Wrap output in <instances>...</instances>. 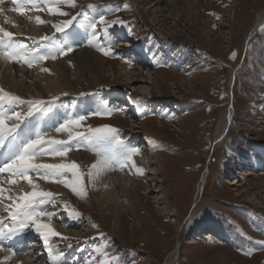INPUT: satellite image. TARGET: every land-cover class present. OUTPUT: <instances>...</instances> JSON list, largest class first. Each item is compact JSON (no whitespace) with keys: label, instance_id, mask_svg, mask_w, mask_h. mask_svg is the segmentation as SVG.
Instances as JSON below:
<instances>
[{"label":"rangeland","instance_id":"374dc122","mask_svg":"<svg viewBox=\"0 0 264 264\" xmlns=\"http://www.w3.org/2000/svg\"><path fill=\"white\" fill-rule=\"evenodd\" d=\"M1 2L0 27L14 33L12 46L22 43L26 48L9 59L8 42L0 44V64L11 68L9 73L12 67L24 72L35 71L44 67L43 62L49 66L47 70L57 71L56 62L65 47L60 43V33L51 29L56 23L52 14H39L31 5H25L28 10L20 14L13 10L18 6L15 1ZM102 5L107 11L95 16L93 23L100 42L105 39V44L100 43L105 50L109 41L114 42L105 55L106 62L99 76L101 85L94 87L93 80L78 76L72 64L68 66L65 81L36 71L28 84L26 99L21 100L44 101L45 105L21 124L19 138L26 133L34 136L40 131L46 138L59 139L56 135L60 133L57 134L55 128L78 116L86 119L74 131L87 132L110 126L117 130L124 146L128 143L127 149L138 150L132 161H137L144 171V190L134 194L121 183V187L113 190L115 199L122 194L126 197L120 202L121 214L115 216L112 211L99 208L92 193L98 196L101 191L96 190L88 172L100 159L97 151L111 147L98 148L87 142L71 141L72 149L67 155L79 154L78 161H74L81 174L78 187L82 186L86 195H78L69 187L64 194L46 188L55 195L41 210L53 216L41 220L60 233L49 240L53 255L61 252L62 258L61 255L58 258L62 260L68 254L72 261L76 254L80 264H88V260L89 264H164L178 245L173 264H264V22L249 45L245 48L242 45L245 34L255 26L258 13L264 9V0H186L185 5L172 0H75L72 9L74 16L81 19L82 15L90 16L91 11ZM35 13L46 23L38 26ZM13 16L23 18L31 31L10 25ZM101 17L123 23L108 26L100 23ZM38 27H45L46 34H41ZM44 36L51 39L43 41ZM127 43L131 49L125 45ZM33 49L35 56L49 58L34 60V56L29 57ZM21 53L25 54L23 61H19ZM133 55L143 64L135 66L127 62ZM53 56L56 58H51ZM25 58L32 60L31 67L25 63ZM10 62L14 64L11 66ZM232 71L234 77L229 86ZM10 76L11 81H20L12 72ZM36 83L42 91L51 86L48 97L46 95L50 99L35 96L32 87ZM66 87L73 92L62 90ZM4 92L19 97L16 92ZM94 99L98 107L91 111L101 115H80L83 104ZM108 99L122 102L130 111L125 113L126 107L122 111L109 104ZM70 102V106L58 105ZM230 106L233 112L228 135L215 149L212 141L217 119ZM58 107L70 117L64 116L61 120ZM0 110L8 114L25 113L28 104L4 101ZM65 134V138L60 139L67 140L68 134ZM138 141L142 149L137 148ZM114 149L123 157L124 147L115 145ZM64 158L43 155L37 157L36 162H73ZM119 164L114 168L119 166L121 170L123 167ZM245 170L251 174L242 177ZM205 173L208 176L198 196ZM29 175L33 182L35 179L48 182L34 173ZM65 178L70 182L74 180L71 172L65 173ZM5 179H8L7 174H3L0 182ZM0 186L5 189L4 196L13 199L33 190L20 178L15 183L4 182ZM10 203L8 199L0 200V218H9L5 206ZM35 232L29 228L16 236L29 243L17 239L15 245L22 242L31 247L35 244L27 249L30 254L13 247L15 255L10 257L5 248L0 252H5L2 256L6 259L0 264H53L43 240ZM206 232L219 241L193 240ZM68 248L72 249L68 251Z\"/></svg>","mask_w":264,"mask_h":264},{"label":"snow or ice","instance_id":"6c2138e0","mask_svg":"<svg viewBox=\"0 0 264 264\" xmlns=\"http://www.w3.org/2000/svg\"><path fill=\"white\" fill-rule=\"evenodd\" d=\"M44 2L48 4L47 11L52 15L68 16V13L64 12L60 7V5L65 2L75 7V0H44ZM15 3L19 6L13 10L20 14H24V12L28 10L25 5H31L32 8L37 11L44 10L39 6L40 0H15ZM2 13L3 9H0V14ZM75 20L76 17L73 16L70 19H65L60 23L53 24L52 27L57 33L64 34L66 30L73 25ZM35 21L38 24L46 23L40 16H36ZM100 23L112 26L117 23L122 24L123 22L119 20L109 22L101 17ZM89 27L91 28L90 43L96 41L99 45L100 40L97 34L96 24L91 23ZM104 34L107 37L106 29L104 30ZM13 37L14 33L0 27V44L8 42V46L11 49L7 54L9 59L13 58V54L19 53L26 48V45L22 43L12 46L11 42L13 41ZM41 39L43 41H48L51 38L44 36ZM113 42L114 41H109L107 50H105V47H99V50L102 51L104 55H108L110 52V43ZM73 50L71 46H67L60 50V55H67ZM233 56H235V53H233ZM48 58L49 57L46 55H37L33 57V59L37 61L46 60ZM51 58L55 59L56 57L53 56ZM25 63H27L29 67L32 66V60L25 58ZM4 101H7L9 104L16 102L27 103L28 111L25 113L12 111L11 114H8V112L0 110V148L7 147L8 149V154L5 156L3 163L0 164V179L3 178V174H7L10 184L15 183L17 178L24 179L32 186L33 190L13 199L10 196L5 197V189L0 186V200L8 199L11 201L10 204L5 206V211L12 222L11 225L0 222V251L5 247L3 243L5 240H13L19 233L32 228L43 240L45 249L53 259V264H58L57 258L61 254L56 253L53 255V247L50 246L49 240L51 237L60 236V233L55 231L50 224L43 223L41 220L42 217H48L50 219L53 216L52 213L41 210V206L50 203L55 194L50 191L39 190V186L33 182L29 173H34L44 180L62 183L64 186L71 188L72 191L78 195H86V192L82 186L78 187L81 183V174L77 171L79 166L75 162L70 164L37 163V157L43 155L64 157L72 149L71 141H76L78 144L80 142H87V144L95 145L98 148H104V146L111 145L113 142L117 146L124 147L125 151L122 154L123 159H120L119 156L112 153L111 149H107V151H97V156L100 157V159L91 165L88 172L90 180H94L114 161L121 163L122 167H126L128 162H132L133 166H135L134 161H132V156L137 154L138 150L127 149L126 146H124V142L118 138L117 130L107 125L96 129H89L87 132L74 131L81 127L82 121L86 119L85 116L67 119L55 128L57 133L66 132L68 134L67 140L46 138V134L40 131H37L34 136L19 138L18 129H20L21 124L35 113L40 112L44 108L45 102L39 100L25 102L22 101L20 97L12 96L4 92L3 89H0V106H2ZM94 115H101V113L97 112L94 113ZM10 120H14L16 123L9 124L8 121ZM136 171L143 175L142 169L137 167ZM67 172L72 173L74 176L73 181L70 182L65 178V173ZM72 215L73 214L70 213V218ZM10 251L15 255V251L12 250L11 247Z\"/></svg>","mask_w":264,"mask_h":264},{"label":"bare ground","instance_id":"6f19581e","mask_svg":"<svg viewBox=\"0 0 264 264\" xmlns=\"http://www.w3.org/2000/svg\"><path fill=\"white\" fill-rule=\"evenodd\" d=\"M151 1H153V0H151ZM172 1H175V2L177 1L178 4H182V5H185L186 4V0H172ZM1 3L5 4L6 3V0H2ZM155 4H157V3L155 2ZM39 6L44 9L43 11H39V14L49 13L47 11L48 4H46L44 2V0H40ZM60 7H61V9L64 12H67L68 13V16L52 15L51 17H53L54 22H56L55 24L60 23V22H62L65 19H70L71 17L74 16V12H73L72 6H70L67 2H65L64 4H61ZM107 9H108V7H107ZM105 11H107V10L102 5L101 7L96 8L93 12L91 11L90 12L91 13L90 16L84 14V15H82V18L81 19L76 18V20L73 22V25L69 29L66 30V33H64V34L60 33V37L62 38V40H61L60 43L62 44V46H64L65 48L67 46H71L74 50L71 53H68L67 55H61L62 56L61 59L56 62L59 65L58 66V70L55 71L54 73L52 72V70H50V71L49 70H45V69H47L49 67L45 62H43V66L44 67L39 68V69H36L35 71H31V72H24L23 69H19L18 70V68L12 67V71H11L12 74H15V76L17 78H19L20 81H16V79H14L15 81H11V79H12V77L10 76V73L11 72L10 73L8 72V70H11V68L8 69L6 67H3L0 64V89L6 90V91L16 92L17 93L16 95H19V97L24 100V99H26L25 94L27 93V90H28L27 89L28 84H29L30 80H32V75L36 71H38V72H40V71L41 72H44L43 74H45V75H47V74L48 75H50V74L56 75L58 80L65 81L66 79H68L67 78V75H68V66H69V64H72V67H73L72 70H74V72L76 74H78V76L83 77V78H86L87 80H93L92 84H93L94 87H98L99 85H101V82L99 80V76L101 74V71L103 69V66H104V63L106 62V60H105L104 53L99 50V47H102L101 44H105V39H104L103 43L100 42L101 44H99V45L97 44L96 41H92L90 43L91 28L89 27V25L91 23H93V19L95 18V16H97L100 13L102 14ZM5 13H6V11H5ZM7 14L8 13H6V16H7ZM34 15L36 16V13ZM8 17H11V14L8 15ZM26 18H29V17H26ZM7 19H9V18H7ZM7 21H10V20H7ZM263 22H264V9L261 12L258 13L256 22H255L256 23L255 26H253L252 28H250V30H248V32L245 34L244 39L242 41V45H243L244 48L247 47L249 45V43L252 41V39L254 38V35H255L256 31L258 30L259 25H261ZM10 25L19 26L22 29L27 28V30L31 31L29 29V27L27 26V22H25V20H23V18H19V17L13 16V18L11 19V24ZM38 26H39V24H38ZM38 28H40V29H38V31L41 34H46L47 31H46L45 27H38ZM10 29H11V27H10ZM51 29L52 30H55L53 27ZM13 32H15V31H13ZM125 45L126 46L127 45L129 46V43H127ZM128 48H130V47H128ZM131 48H132V46H131ZM127 60H128L127 62L131 63L132 65H135L136 64L135 66H137L138 64L140 65L141 63L143 64V62L139 59V57L137 55H133L132 57H128ZM148 62H149V65L153 64V61H151V59L148 60ZM13 64L14 63L11 64V62H10V65L11 66ZM152 67L153 66H151L150 68H152ZM233 73H234V71H232V73H230L229 86H231L232 85V82H233V77H234V74ZM45 79L50 80L49 78H44V80ZM131 82H133V81H131ZM50 87L51 86H48L47 87V91L50 89ZM32 88H33L32 89L33 93L35 94V96H38V98L40 97V99H42V100H45V99L48 100V99H50V96H49V98H47L48 97L47 94H49V92L42 91V89L39 86V84H37V83L34 84ZM62 90H64V91H66V90L69 91L70 90L71 92H73L72 89H68L67 87L65 89H62ZM46 95H47V97H46ZM52 97H55V96H52ZM78 101L79 100L73 101V102L77 103ZM97 103L98 102L95 99L91 103H89V102L84 103L83 106H82V109H81V110H83V109L84 110H83V112L80 115H86V114L91 113L93 111V110L91 111V108H94V107L97 108L98 107V104ZM108 103L109 104H112L113 106H116V108L123 109L124 107H126V106L123 105L122 102L119 103V101H118L117 103H115L113 99H108ZM71 104H72V102L67 103V104H65V103H59L58 105H61V106H70ZM230 108H231V106H230ZM230 108L228 107L223 113H221V115L217 119V123H216L215 128H214L215 130H214V134H213V141H212V146H214L215 149L218 148L225 141V139H226V137L228 135V126H230L231 118H232V113H231V109ZM125 111H126L125 113H127L129 111L128 107H126ZM58 112H59L58 114L61 116V120H63L64 116H69V115H66V114H63L62 113V108L61 107H58ZM232 112H233V110H232ZM26 132L29 133L30 132V129H28V131L26 130ZM65 135H66L65 132H61L60 134H58L56 136H59L58 138L60 139V138H63ZM23 137H27V133ZM131 137H133V135ZM55 139H56V137H55ZM127 140H128V138H127ZM135 143H134V145H135ZM136 144L138 145V147H137L138 149H142L141 148V145H140V141H138ZM129 147H131V145H129ZM111 152L114 153L112 151V149H111ZM1 153H2V151H0V154ZM115 154L117 156H119L120 159H123V157H121L117 153H115ZM142 157H143V155H142ZM4 158H5V154L2 153L1 156H0V159H1L0 162H2ZM78 158H79V154L78 153H75V154L66 155L64 159H65V161L68 160V161H73L74 162V161H78ZM54 161H56V160H54ZM47 162H49V161L47 160ZM50 162H52V161H50ZM139 162H140V160H139ZM118 163L119 162L114 161L110 166H108L107 168H105L103 170V172L97 178H95L93 180L94 187L96 188V190L101 191V192L99 193L100 195H98V196H95V193H92V196H93V199H94L96 205L99 208H101L102 210L112 211L115 216H117L119 213L121 214V212H122V205L120 204L121 200H123V199L126 200V197L123 194L121 195V197H119V199H118V196L115 199L114 196H116V195L113 196V194H114L113 193V190L115 189V187H117V186L121 187V183H122L123 186H125L124 189H127L129 191H132V192H134V194H137L140 191H143L144 190L143 178H142L143 175H144V171H143V175L137 173L136 168L137 167L138 168L141 167V166H139V164H137V161H136V163L134 161L135 166H133L132 162H128L127 163V166L121 168V170L118 168L119 166L116 167L117 169L114 168ZM119 165H121V164H119ZM123 174H126V175L124 176ZM250 174L251 173H250L249 170H245L242 173V177L243 176H249ZM207 176H208V174L205 173L204 176H203V178H202V180H201V183L199 184V193H198V196L200 195V192L202 191V188H203L202 186L204 184L205 179H207ZM34 183L37 184L39 186V188H41V190L43 189V191H46V188H47L50 191H53L54 190V193H58V194H64V193H66L65 188H67V187L64 186V184H62V183L55 182L54 184H51V181L43 182V181H37L36 179H35V182ZM118 200H120V201L118 202ZM114 201H115V203H114ZM115 218H117V217H115ZM44 223H45V221H44ZM114 225H116V224L114 223ZM34 231L35 230L33 229V232ZM17 239H18V242L21 241V240H24V238H21V240H19L18 237H15V239H13V240H5L3 243L6 246L15 245ZM28 239H30V238H28ZM193 240H196V241L213 240V242H214V241H217V240L219 241V238L218 237H215L214 235L209 234V232L208 233L206 232V233H202V234L197 235V237H195V239H193ZM23 245H25V244H23ZM34 246H35V244L32 245L31 247H28L27 249H29V248L32 249V247H34ZM177 247L179 248V246L177 245L173 249L174 251L172 250L173 252H171L170 255L166 258V261H165L164 264H173L176 261V257H177V254H178L177 253V251H178V248ZM7 249H9V248H7ZM27 249H26V251H27ZM71 249H69L68 251H70ZM9 251H10V249H9ZM4 253L3 252H0V262L4 261L6 259L5 257L2 256V255H5ZM59 254H61V252ZM66 255L67 256L64 257L65 259L63 258L64 261H63V259L62 260L60 259V258H62L63 255H61V256L59 255L60 258H58V264H61L63 262H67V264H68V262H73L75 260L77 262H79L78 255L75 254V256L72 259V261L69 260V258L71 257V255H68V254H66ZM10 257H13V256L10 255ZM87 262L89 264V260ZM79 264H80V262H79ZM90 264H92V263H90Z\"/></svg>","mask_w":264,"mask_h":264},{"label":"water","instance_id":"95a60500","mask_svg":"<svg viewBox=\"0 0 264 264\" xmlns=\"http://www.w3.org/2000/svg\"><path fill=\"white\" fill-rule=\"evenodd\" d=\"M244 53V52H243ZM231 113H232V107H231ZM231 118V117H230ZM228 129H229V126H228ZM215 148V147H214ZM214 148L212 147L211 149V152L213 153L214 152Z\"/></svg>","mask_w":264,"mask_h":264}]
</instances>
